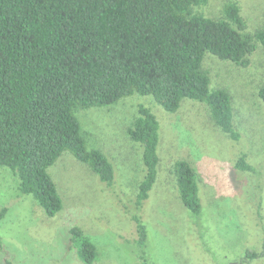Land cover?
<instances>
[{"label":"trees","instance_id":"16d2710c","mask_svg":"<svg viewBox=\"0 0 264 264\" xmlns=\"http://www.w3.org/2000/svg\"><path fill=\"white\" fill-rule=\"evenodd\" d=\"M208 1L0 0V167L18 176L22 194L55 216L63 201L49 168L65 152L111 184L114 164L101 149L88 147L77 111L111 106L135 93L152 96L169 112L187 98L203 102L214 124L238 139L232 96L212 88L205 61L212 55L248 65L249 55L264 46V28L250 31L238 2L227 3L221 18L206 16L197 9ZM259 94L264 101V87ZM159 130L156 114L140 104L128 127L143 148L138 207L157 181ZM235 166L254 170L246 154ZM172 171L183 204L200 215L196 169L177 160ZM6 213L0 210V221ZM133 220L137 243L145 245L146 225L139 215ZM70 234L80 258L92 263L95 243L77 226ZM261 257L264 243L260 252L248 249L245 260Z\"/></svg>","mask_w":264,"mask_h":264},{"label":"rangeland","instance_id":"374dc122","mask_svg":"<svg viewBox=\"0 0 264 264\" xmlns=\"http://www.w3.org/2000/svg\"><path fill=\"white\" fill-rule=\"evenodd\" d=\"M238 2L248 29L264 28V0H209L197 10L221 18L227 3ZM240 65L208 55L205 66L212 88L232 96L234 139L211 120L209 107L186 99L169 112L152 96L133 94L105 107L80 109L77 116L88 147L104 151L116 175L111 184L72 153L49 168L63 208L48 216L33 195L19 191L18 176L0 167V264H237L248 249L264 243V46ZM150 107L160 122L158 177L143 205H136L144 176L143 148L128 134L139 105ZM253 171L236 168L242 155ZM187 160L199 176L202 212L195 215L182 202L173 166ZM146 225L145 245L137 243L133 220ZM79 227L95 243L98 255L83 261L70 229ZM243 264H264V257Z\"/></svg>","mask_w":264,"mask_h":264}]
</instances>
